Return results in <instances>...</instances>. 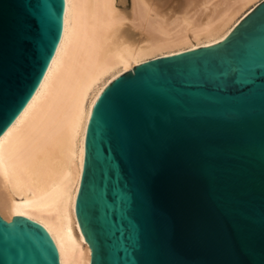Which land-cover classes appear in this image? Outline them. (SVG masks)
<instances>
[{
    "label": "water",
    "instance_id": "obj_1",
    "mask_svg": "<svg viewBox=\"0 0 264 264\" xmlns=\"http://www.w3.org/2000/svg\"><path fill=\"white\" fill-rule=\"evenodd\" d=\"M65 0H0V136L39 87ZM76 214L91 264H264V0L214 43L113 79L87 126ZM0 264H61L0 213Z\"/></svg>",
    "mask_w": 264,
    "mask_h": 264
},
{
    "label": "bare ground",
    "instance_id": "obj_2",
    "mask_svg": "<svg viewBox=\"0 0 264 264\" xmlns=\"http://www.w3.org/2000/svg\"><path fill=\"white\" fill-rule=\"evenodd\" d=\"M262 0H65L32 98L0 136V213L42 223L61 264H91L76 214L87 126L104 88L149 59L225 38Z\"/></svg>",
    "mask_w": 264,
    "mask_h": 264
}]
</instances>
